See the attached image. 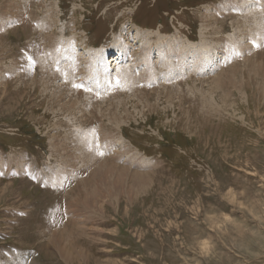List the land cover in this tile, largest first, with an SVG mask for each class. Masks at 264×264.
Masks as SVG:
<instances>
[{
	"label": "rangeland",
	"instance_id": "374dc122",
	"mask_svg": "<svg viewBox=\"0 0 264 264\" xmlns=\"http://www.w3.org/2000/svg\"><path fill=\"white\" fill-rule=\"evenodd\" d=\"M230 1L0 0V264H264V2Z\"/></svg>",
	"mask_w": 264,
	"mask_h": 264
},
{
	"label": "bare ground",
	"instance_id": "6f19581e",
	"mask_svg": "<svg viewBox=\"0 0 264 264\" xmlns=\"http://www.w3.org/2000/svg\"><path fill=\"white\" fill-rule=\"evenodd\" d=\"M258 1H260V4H261V2H264V0H258ZM231 3L227 6V9H226V11H228V12H232L231 14H229V15H232V14H234V15H238V13L239 12H241L242 14H246L245 13V11H244V9L247 11V12H249V14H251V15H255V10H257L256 9V1L255 0H231L230 1ZM221 8V7H220ZM258 8V7H257ZM225 9V8H224ZM260 9V8H259ZM263 10V13H260V14H263L264 15V9H262ZM258 11H260V10H258ZM224 12V11H223ZM228 12H226L227 14H228ZM261 12V11H260ZM225 13V12H224ZM259 13V12H258ZM221 14V13H220ZM224 15V14H223ZM217 16H219L218 14H217ZM248 16V15H247ZM259 16H261V15H259ZM243 17V16H242ZM250 17H254V16H250ZM249 17V18H250ZM234 21L237 23V27H238V29L239 30H242L243 28L242 27H240V24L241 23H244V26L246 27V26H248L249 27V21H251V23H252V26H251V28H250V31H253L254 29L253 28H255V26L253 25V21L252 20H250V19H248V18H244V19H238V18H234ZM260 23V22H259ZM245 29V28H244ZM244 29L242 30V32L244 33ZM259 29V28H258ZM146 31V30H145ZM205 31H207V33L209 32L208 30H205ZM246 31H248V29H246ZM245 31V32H246ZM214 32V31H213ZM215 32H217V30L215 31ZM218 33V32H217ZM250 33V32H249ZM249 33L248 34H246V33H244V38H246V36H249ZM206 34V33H205ZM209 34V33H208ZM253 34V33H252ZM156 35L159 37V45H162L163 44V39H161V38H164V37H162L161 36V33L159 32V33H156ZM203 36V35H202ZM206 39V38H205ZM204 39V40H205ZM215 39V38H214ZM227 41H231V47L233 48V47H238V46H240L241 44H240V42L239 41H237L235 38H233V36H228V40ZM222 42H224V41H222ZM238 42V43H237ZM174 42L171 40H169V41H166V44H167V46L168 47H166V49H165V53H164V55H163V58L161 59V62H162V65H163V63L165 62H169L170 61V59H168V58H171V54L172 53H174V51H175V49L172 47V44H173ZM224 43H226V41L224 42ZM240 44V45H239ZM218 45H219V43H218ZM178 46V45H177ZM210 45L208 44V43H206L205 41H202L201 42V44L198 46L199 48H196V47H194L195 49H197V50H195L196 52L195 53H197V52H200V51H202V50H204V52L201 54V55H198L194 60H191V61H187L189 58H190V53L192 52V50L191 49H188V48H185V50H181V51H178V48H177V51L174 53V54H176V56H175V58L177 59V60H175V62L176 63H180L179 65H178V71H176V72H173L172 73V75L173 74H175V73H179V75H181V74H192L193 75V73H194V70H195V68L197 67V65H198V63H199V61H200V63L202 64L201 66H200V68H199V75L202 73V72H205V71H209L208 69H211V68H213L212 70H213V72L212 73H214L215 72V68H216V70L219 68V66H217V67H214L213 65H214V62L213 61H215V63H218V52H219V49L217 48L216 50H218V52H216L215 50H213L212 48H213V46H210ZM226 46V45H225ZM149 47V46H148ZM241 47V46H240ZM181 48V47H180ZM230 51V50H229ZM102 58V57H101ZM148 59H149V57H148ZM168 59V60H167ZM215 59V60H214ZM222 59V58H221ZM121 60V55L120 54H118L117 56H116V58L114 59V61L113 62H115V63H117V62H119ZM173 61V60H172ZM250 61V60H249ZM248 61V62H249ZM112 62V63H113ZM247 62V63H248ZM109 63V62H108ZM170 63V62H169ZM167 64V63H166ZM219 64V63H218ZM257 64V63H256ZM260 64V65H259ZM259 64H257L258 65V67H257V69H261V62L259 63ZM115 65V64H114ZM165 65V64H164ZM174 68V67H173ZM238 68H236V67H234V68H231V69H229V70H227V71H230L231 73H232V76H230V78H227L226 76H224V72H221V73H219L218 74V79L216 80V84H217V86L218 87H220L224 92H225V94H227V92H229L230 91V89L229 88H235L236 86H235V84L233 83V81L232 80H235L236 78L234 77L233 79L231 78V77H233V76H235V75H233L234 73H235V71L237 70ZM248 70H249V68H247ZM174 70V69H173ZM239 72V71H238ZM168 75H166V76H163L164 78L165 77H167ZM246 76V75H245ZM57 77V76H56ZM196 77V76H195ZM237 77V76H236ZM249 78V77H248ZM237 81V80H236ZM239 81V80H238ZM244 81V80H243ZM240 82H241V80H240ZM242 87V86H241ZM240 87V88H241ZM71 90H72V88H71ZM228 90V91H227ZM71 92V91H70ZM80 92V91H79ZM228 95V94H227ZM235 105V104H234ZM109 147V146H108ZM107 147V148H108ZM109 149V148H108ZM94 185V188H93V190L92 191H95V192H97L98 191V188H101V187H99L98 185H97V183H94L93 184ZM80 193L81 192H78V195L80 196ZM78 197V196H77ZM76 197V198H77ZM78 200V199H77ZM68 236V235H67ZM69 238V237H68ZM70 239V238H69ZM72 241H73V239H72Z\"/></svg>",
	"mask_w": 264,
	"mask_h": 264
}]
</instances>
